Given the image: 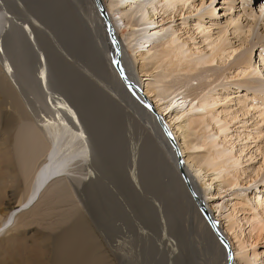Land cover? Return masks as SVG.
Wrapping results in <instances>:
<instances>
[{
    "label": "bare ground",
    "instance_id": "bare-ground-1",
    "mask_svg": "<svg viewBox=\"0 0 264 264\" xmlns=\"http://www.w3.org/2000/svg\"><path fill=\"white\" fill-rule=\"evenodd\" d=\"M47 1L54 2L53 6H56L57 15L64 21L63 29L67 33L66 38L72 39L65 46L63 45L69 54L65 58L70 63L56 50L54 62L58 61L57 65H62L65 72H67V69L73 70L77 83L86 88L88 86H90V89L93 88L88 95V99H91V101L87 109L91 111V115L98 111L99 120L104 119V122H101L104 125L108 124L111 132L115 129L113 124L120 122L119 119L123 117V112L126 115L129 114L131 117H139L141 121L143 120L141 127L146 132L147 145L152 149L155 147L158 151H156L157 154L161 156L157 162L155 157L157 155H151L157 167L150 166V169L156 172L158 168L160 170L159 176L168 178L164 186L169 188V192L173 191L176 192V195H179L180 203H176L178 210L183 213L184 218L193 220L191 225H187H189L188 228H191V230L194 228L197 232H194V234L186 233L184 237L186 242H181L178 246L174 240L169 238L167 222L165 225L166 217L161 216V213H157L161 207L156 208L152 204V212L157 213L158 226L161 232L158 233L156 238L159 247L163 248L169 257L175 254L180 247L184 260L187 261L191 260L186 251L189 248L188 237L205 238L209 253L211 252L214 257L217 252L219 253L217 254L219 255L217 264H237L238 261L232 257L227 245L224 243V234L221 231V233L219 232L214 220L212 218L210 220L212 207L202 199L199 189L201 187L207 192L209 187L215 186L218 179V176L215 175L216 172L219 174L226 172L225 178L232 175V178H227L226 182L229 183V186L237 185L240 174L238 175L236 169H234L235 172L231 171L234 168V161L237 162V160H234L233 163V157L226 161L222 160L221 164L215 167L208 163L214 161V159H224L226 157L224 152L216 155L217 152L215 156H206L200 160L190 157L188 155L189 149L193 150L198 147L190 141L193 135L190 133V129H192L195 122L193 118H187V112L182 113L183 110L180 109L186 104V98L180 97L182 94H172L162 97L155 105L156 102L153 99L156 92L149 83L145 84L146 77L152 76L155 73L154 71L158 70L160 64L165 63L167 68H170L176 63H174V59L180 62L178 57L181 55H175L177 46L175 49L170 48L175 41H168L169 48H164L160 50L161 52L158 51V54L155 53L156 55L150 56L152 54L148 52V48L153 46L151 36L158 34L160 30H158V22L156 23L153 17L149 16L150 22H148L151 25L157 24L156 28L149 32L150 36L146 37L147 40L140 49L135 48L126 53L121 39L127 33V30L133 27L128 20L123 25L124 29L120 28L118 21L115 19L119 12L115 14V10L108 5L106 0ZM136 1L138 0H122L120 3L122 5L121 10ZM181 2L182 0H164V4L169 8H175ZM62 5L66 10H71L74 13L73 18L70 17L71 14L68 11L62 10ZM123 6L125 7L123 8ZM31 11L36 15L29 13ZM143 12L141 13L142 16L145 15V8ZM40 14V10H33L31 0H0V51L3 56L6 52L13 54L19 52L18 41L16 42L17 39L11 36L13 30H16L17 35L20 37L27 39V42L31 44L32 53L37 55V61L40 65L39 84L40 88L45 91V102L43 103L52 110V114H48V118H46V115H41L43 118L37 122L39 123L37 128L31 126L34 117L29 99L25 94L27 91H24V85L27 86V84H25V80L19 79L20 76H24L23 69H19L14 62L7 63L4 59V64L0 68V264H112V258L114 260L121 259L122 264H128L130 257L126 250L127 245L125 246L123 237H121L124 233L123 226L125 225L131 230L130 233L133 234L136 242L138 241L137 244L151 240L144 231V227L148 229L150 227L143 223V217L136 210L138 209L137 205L142 204L139 193L142 195L147 192L143 184L145 180L143 181V177L141 178L138 160L134 158L131 161L132 166L128 180L133 189L131 196L136 202L134 209L127 203L121 193L116 194L102 185L101 172L105 174V170L104 167L99 166L98 168L100 158L98 159L97 156L92 154L90 145V139L93 140L91 135L95 136L96 131H94L95 135L93 132H91L92 134L86 132L83 116L76 107L61 94H57L58 92L49 91L50 69H53L51 68L53 67V59L52 57L49 59L41 52L39 40L42 39L41 45L43 48L41 47V49L47 48V51H49L52 44H55V41L52 37L53 34H50L51 32L40 24L43 23ZM20 17L23 19H20ZM119 21H122L121 17ZM18 22L21 23V26L17 25L20 24ZM58 34L61 35L62 33ZM89 47L91 55H89ZM60 51H62L61 48ZM212 52L214 56H211L210 59L206 58L204 64L213 63L215 57L219 55L218 53H223L224 50L219 45L218 48H213ZM159 61L160 63H158ZM79 62L84 66H80ZM243 64H245V70L243 71L245 74L247 69H250L251 64L246 61ZM98 85L101 86L103 91L98 90ZM209 98L200 99V102L192 109L204 111L209 106ZM38 99H41V97ZM254 99L256 100V97ZM258 100L264 108V96L258 98ZM39 110L41 111V109ZM260 117L264 121V112L260 114ZM94 120L96 123L90 124L94 128L93 130L99 126V121ZM104 147L102 151L106 150ZM147 153L150 154L149 151ZM228 162H231L229 167H227ZM78 169L84 172L82 175L84 176L83 182L89 181L83 191L90 201H84L81 210L78 209L74 212L70 210L69 215L67 213L62 215L64 216V218H61L62 221H57L55 224L51 222V225L44 227L46 229L35 231L34 234L39 237L34 240L35 235H28L30 223L22 225L17 223L14 227L13 220L11 224L16 210H30L31 213L35 210L38 212L37 210L43 204L40 201L46 195L52 194V198L44 202L46 208L42 217L45 220V216L48 217V214L50 216V211L55 209L54 206L61 204L64 199L65 188L61 184L56 185L57 180H60L59 182H61V179L69 180ZM30 177L31 181L23 197L17 199L22 191V182ZM156 179V177L146 179L150 184V188H154L157 183ZM82 180L78 181L77 179V182H82ZM51 183L53 185L49 188ZM197 185H199V188ZM173 199L171 198V200ZM263 203L260 204L261 207ZM246 205L249 207L248 209L252 210L253 205ZM36 214H39V212ZM113 217H117V220L122 221L123 226H118ZM141 218L143 227L140 226L139 222ZM147 218L151 222L149 213ZM262 220L255 217L250 220L252 223L249 225H251L253 232L261 233L264 231ZM10 224L12 226L8 228L7 225ZM226 232H228V229ZM157 243L154 244L153 240L155 249L159 248ZM241 245L238 246L239 251L242 249ZM144 249L147 250L148 248ZM234 250H232L233 254ZM259 256L260 254H253L252 260H254V257L258 258ZM137 259L139 258L137 257ZM168 260L167 262H170ZM255 261L252 264L256 263Z\"/></svg>",
    "mask_w": 264,
    "mask_h": 264
},
{
    "label": "rangeland",
    "instance_id": "rangeland-1",
    "mask_svg": "<svg viewBox=\"0 0 264 264\" xmlns=\"http://www.w3.org/2000/svg\"><path fill=\"white\" fill-rule=\"evenodd\" d=\"M106 1L115 10V14L119 12L120 16L118 14L115 19L118 21L120 28L124 29L123 25L128 20L133 27L128 29L121 39L126 53L135 48L140 49L147 40L146 37L150 36L149 32L154 30L157 24L160 32L151 36L153 46L148 48V52L152 54L148 53L150 56L158 54L164 48H169L168 43L172 40L173 42L175 41L174 45L172 44L170 48L175 49L177 46L178 49L176 48V53H174L175 55H181L178 57L181 63L179 60L174 59V63L176 62L174 66L167 68L165 63L162 62L163 66L160 64L158 70L156 69L157 71H154L155 73L153 72L152 76L146 77L145 84L149 83L156 92L154 99L152 98L156 102L155 105L158 104L157 101L162 97L172 94H182L180 97L186 98V104L182 108L180 107V109L183 110L181 111L182 113L184 111L187 112V118H193L195 122L192 129H190V133L193 134L190 141L194 146L198 147L193 150L189 149L188 155L190 157L200 160L206 156H215L217 152L216 155L224 152L226 156L224 159L212 158L214 161L208 163L215 167L219 166L222 160L226 161L232 157V163L234 160H237V162L234 161V168L231 170L234 171L236 169L235 171H238V175L240 174L237 185L233 184L229 186L226 179L232 178V175L225 178L227 174L224 171L225 173L222 172L221 174L218 172L214 173L216 177L218 176V179L215 182V186L209 187L207 192L201 189V187L199 188V185L197 187L200 189L202 199L211 205L212 214L210 219L214 220L219 232L221 231L224 234V236L222 235L224 243L227 245L232 257L238 261L237 264H252L255 260L257 264H263L264 231L261 233L253 232L249 224L252 223L250 220L253 217L263 219L262 221L264 222V203L262 207L260 206L264 202V121L260 117V114L264 112V108L258 100V98L264 96V0H182L175 8L167 7L164 4V0H138L132 3V6L129 5L122 10V5L120 4L122 0ZM31 3L33 10L41 11L40 15L43 23L40 24L50 31V34H53L52 37L55 41V44H52L49 51H47V48L41 49V47L43 48L41 45L42 39L39 40L41 52L49 59L50 57L53 59V67H51L53 69H50L49 91L58 92L57 94H61L76 107L83 116L86 132L90 134L93 132L94 134V131H96L97 136L95 134V136L91 135L93 140L90 139V145L92 154L97 156L98 159L100 158L98 168L99 166L104 167L105 170V174L101 172L102 185L116 194L121 193L127 203L134 209L136 202L133 196H131L133 189L129 185L128 180L132 166L131 161L134 158L138 160L136 161L138 167H140L141 178L143 177V181L145 180L143 184L147 192L142 195L139 193L142 204H138V209L136 210L143 217V223L150 227L149 229L144 227V231L151 240L145 241L146 243L143 241L137 244L138 241L136 242L135 237L130 233L131 230L125 225L123 226V222L117 220V217H113L118 226H123L124 233L121 237H123L125 246L127 245L126 250L130 257L128 264H217L219 261V255L217 254L219 253L217 252L215 257L212 256L211 252L209 253L205 238L188 237L189 248L186 251L191 260L187 261L184 260L180 247L171 257L167 255L168 253L163 248L159 247L156 241L157 235L160 232L157 213H161V216L166 217L165 225L167 222L169 238L174 240L178 246L179 243L186 242L184 238L186 233L194 234L197 231L194 228L192 230L188 228L193 220L184 218L183 213L178 210L176 203H180L179 195H176V192L173 191L169 192V188L164 186L168 178L159 176L160 170L158 168L156 172L150 169V166L157 167L152 160V156L154 154L157 155L155 156L157 162L161 156L157 154L158 151L155 147L152 149L147 145V135L141 127L143 120L141 121L139 117H131L129 114L126 115V113L121 112L123 117H120V122L117 124L111 122L114 125L113 128H115L111 132L108 124H103L104 119L101 118L103 122L99 120L98 111L91 115V111L87 108L91 101V99H88V95L92 92L93 88L90 89V86L86 88L80 85L77 83L73 70L67 69V72H65L62 65H57L58 61L54 62L56 50L70 63L65 58L69 54L63 45L65 46V44L72 40L71 38H66L67 33L63 29L64 21L57 15L56 6H53L54 2L31 0ZM144 8L146 12L142 16L141 13H144ZM62 10L68 11L71 14V18L74 17V13L71 10H66L63 5ZM140 10H142L141 13ZM29 13L36 15L32 11ZM149 16L153 17V20L158 23L151 25L149 23ZM120 17L122 21H119ZM20 19L23 18L20 17ZM17 25L21 26V23ZM58 33L62 34L59 35ZM11 34L12 38L17 39L16 42L18 41L19 52L16 54L6 52L5 56H3L0 51V68L4 64L5 59L7 63L14 62L16 63L15 65H18L19 69H23L24 76H20L19 79L25 80V84H27V86L24 85V91H27L25 94L29 99L34 117L31 126L37 128V125H39L37 122L43 118L41 115H46V118H48V114H52L50 107L45 106V103H43L45 102V91L40 88L39 84L40 65L37 61V55L32 53L31 44L27 42V39L17 35L16 30H13ZM219 45L223 47L224 52H219L213 63L204 64L206 58L210 59L211 56H214L212 49L218 48ZM90 47L89 55H91ZM149 55L148 57H150ZM245 61L249 62L251 67L244 74L245 64L243 62ZM80 66H84V64H80ZM59 70H61V73ZM99 89H101L100 85H98ZM101 90L103 91V89ZM39 97L41 99H38ZM254 97H256V100ZM203 98H209V106L204 111L194 110L197 103ZM40 103L41 105L43 104L42 107ZM192 107L194 108L192 109ZM94 119L99 121V126L95 130H93V126H90L93 122L96 123ZM100 145L102 146L101 148ZM103 147L106 150L102 151ZM230 163L228 162V166L227 164L226 166L229 167ZM83 173L78 169L72 174L73 178L71 177L69 180L61 179V182L57 180L56 185L61 184L65 188L63 193L64 199L61 204L54 206L55 209L50 211L52 214L50 213V216L48 214V217L45 216V220L42 217L46 208L44 202L50 200L52 194L46 195L40 201L43 204L37 210L39 214H36L38 212L35 210L33 211L34 213H31L29 212L30 210L22 211L18 209L11 224L13 220L14 227L17 223L19 225L30 223L28 235H35V231L46 229L44 227L51 225V222L55 224L57 221H62L63 219L61 218H64L62 215L66 213L69 215L70 210H73L72 212L78 209L81 210L83 202L90 201L83 191L85 185L89 182H83ZM148 177L157 178L154 188H150V184L146 180ZM77 179L78 181L82 180V182H77ZM30 181L31 177L22 182V191L19 193L17 199L23 197ZM52 185L53 183L50 184L49 188ZM171 198L174 199L171 200ZM152 204L156 208L161 207L158 210L159 212H152ZM246 204L253 205L252 210L248 209L249 207ZM148 213L151 216V222L147 220ZM139 222L140 224L142 223V218ZM11 224L7 225V227H11ZM140 226L143 227L144 225L141 224ZM227 229L228 232L230 231L229 233L226 232ZM219 232L217 233L220 234L221 232ZM195 235L197 234L195 233ZM36 237L39 236L36 234L33 240ZM153 240L154 244L157 243L159 248L155 249L153 247ZM239 244H242L241 251L238 248ZM143 247L148 249L146 250ZM232 250H234V254ZM154 252L156 253L154 254ZM255 253L260 254V256L258 258L254 257V260H252ZM168 259L170 262H167ZM116 260L112 258V264H122L121 259Z\"/></svg>",
    "mask_w": 264,
    "mask_h": 264
},
{
    "label": "water",
    "instance_id": "water-1",
    "mask_svg": "<svg viewBox=\"0 0 264 264\" xmlns=\"http://www.w3.org/2000/svg\"><path fill=\"white\" fill-rule=\"evenodd\" d=\"M201 206V205H200ZM210 218V217H209ZM211 220V219H210ZM213 221V220H212Z\"/></svg>",
    "mask_w": 264,
    "mask_h": 264
}]
</instances>
